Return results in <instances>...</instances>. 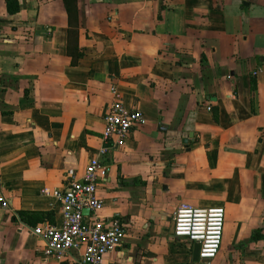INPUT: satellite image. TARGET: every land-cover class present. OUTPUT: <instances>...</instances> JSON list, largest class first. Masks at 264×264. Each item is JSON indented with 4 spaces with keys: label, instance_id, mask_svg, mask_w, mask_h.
<instances>
[{
    "label": "crops",
    "instance_id": "obj_1",
    "mask_svg": "<svg viewBox=\"0 0 264 264\" xmlns=\"http://www.w3.org/2000/svg\"><path fill=\"white\" fill-rule=\"evenodd\" d=\"M76 4L72 65L63 0H0V264H81L30 228L61 224L41 190L96 154L112 85L147 123L104 157L101 213L125 236L102 264H264V0ZM179 202L223 208L210 263L174 236Z\"/></svg>",
    "mask_w": 264,
    "mask_h": 264
},
{
    "label": "built area",
    "instance_id": "obj_2",
    "mask_svg": "<svg viewBox=\"0 0 264 264\" xmlns=\"http://www.w3.org/2000/svg\"><path fill=\"white\" fill-rule=\"evenodd\" d=\"M109 92L111 101L103 117L101 144L96 154L80 175L66 174L63 189L41 190L42 194L62 202L61 224H39L30 228L43 240L46 258H62L72 250H80L81 264H102L104 256L114 252L123 242L122 222L101 213L104 202L97 194V185L110 171L104 160L109 150L123 145L130 132L145 125L147 119L139 109H129L123 104L115 85L110 86ZM2 205L8 206L6 201ZM172 221L175 237L199 244V260L210 263L217 256L224 223L222 207H196L179 202L173 210Z\"/></svg>",
    "mask_w": 264,
    "mask_h": 264
},
{
    "label": "trees",
    "instance_id": "obj_3",
    "mask_svg": "<svg viewBox=\"0 0 264 264\" xmlns=\"http://www.w3.org/2000/svg\"><path fill=\"white\" fill-rule=\"evenodd\" d=\"M14 2L16 0H6L8 11L10 4ZM63 3L67 13L66 53L71 58V64L74 65L84 54V50L78 44V9L76 0H63Z\"/></svg>",
    "mask_w": 264,
    "mask_h": 264
},
{
    "label": "water",
    "instance_id": "obj_4",
    "mask_svg": "<svg viewBox=\"0 0 264 264\" xmlns=\"http://www.w3.org/2000/svg\"><path fill=\"white\" fill-rule=\"evenodd\" d=\"M87 210H84V213H87ZM192 260L197 262L199 261V244L197 242L193 243V248H192Z\"/></svg>",
    "mask_w": 264,
    "mask_h": 264
}]
</instances>
